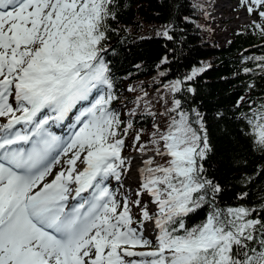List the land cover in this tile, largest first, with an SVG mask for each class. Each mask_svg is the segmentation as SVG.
<instances>
[{
	"label": "trees",
	"instance_id": "obj_1",
	"mask_svg": "<svg viewBox=\"0 0 264 264\" xmlns=\"http://www.w3.org/2000/svg\"><path fill=\"white\" fill-rule=\"evenodd\" d=\"M208 3L67 0L19 33L10 63L31 69L43 61L47 75L59 76L74 68L108 86V122L92 135L82 131L74 159L90 147L124 151L134 134H151L137 151L158 152L142 186L167 201L161 240L121 245L210 237L191 252L167 251L168 264H264V31L248 24L219 45L206 21ZM121 200L103 221L127 215V229L153 215L147 203ZM189 252V261L173 262Z\"/></svg>",
	"mask_w": 264,
	"mask_h": 264
},
{
	"label": "rangeland",
	"instance_id": "obj_2",
	"mask_svg": "<svg viewBox=\"0 0 264 264\" xmlns=\"http://www.w3.org/2000/svg\"><path fill=\"white\" fill-rule=\"evenodd\" d=\"M57 0H52L49 2L47 6L51 9L52 6H56ZM67 0H65L66 2ZM207 19L209 26L216 29L217 40L219 44H223L228 42L233 34V30L241 29L246 24H255L257 23L258 27L264 31V0H209L207 7ZM255 22V23H254ZM8 30V29H7ZM2 33H0V41L2 40ZM15 43H9L6 41L2 43V47H14ZM1 49V48H0ZM2 50V49H1ZM39 50L40 57H47V53L44 54ZM5 52V51H4ZM10 54H4L0 51V111L3 109V113L5 116L9 114H13L20 109H22L28 103H31L33 92L32 89H37L38 92L44 94L47 102L55 101L56 104L59 101V98L69 91L77 101L75 103H79L78 98L82 97V102L79 103L81 106H84L89 101L90 92L94 91L93 101L97 106L90 108L89 116L92 119H88L87 121L83 120L80 122L75 129L73 138L69 141L67 148H74L73 145L76 143V139L78 134L83 128H87L88 130L85 132L89 135L93 133L99 132L100 129L104 127V125L108 122L110 116L109 107H106L107 104V96L105 100H102V97L106 94V89L108 86H99V81L97 77L88 78L84 73L78 72L76 69L70 68L66 70L63 77H58L54 75H47L46 73H42L41 70H37V67H33V72L31 74H25L23 71L26 69L23 68H15L10 63ZM43 64V61L40 63ZM23 107H22V106ZM91 105V104H88ZM99 108V110L97 109ZM43 113L42 115H44ZM4 116V117H5ZM2 116L0 115V120ZM48 120V116H43ZM104 119L102 124L98 122L95 125H91L94 123V118ZM1 122V121H0ZM43 121L38 122L37 124H41ZM81 126L83 127L81 129ZM93 126V127H91ZM46 130H51V123L46 126ZM61 135V134H60ZM66 138V137H65ZM142 141V136L139 134H135L131 137L127 142V149L123 151V164L116 163L114 158V153H109V151L104 150L103 148L94 149L93 147L87 148L81 153L76 161H72V153H68L66 156L65 151L67 148L59 153V160L57 162L56 169H60L63 172L68 173L73 167L77 166L79 163L85 161L88 157L95 158L100 154H105L110 157L109 168L103 171L101 178L99 181L105 180L107 184V188L115 189L114 184L118 180L115 176L111 177L113 171L117 170L121 174V179L123 182V187L121 188V193L117 194L114 199L110 200V195L105 197L108 200L106 212L110 209L111 206H115L118 203L119 199H122L120 202L127 204L131 200V204H134L135 207L142 205L144 203H148L150 205L151 212L159 215L164 212L166 200H163L158 195V190H148L142 186L143 183V173L144 167L146 165L148 159H143L145 155L140 154L137 146ZM80 145V144H79ZM84 145V143H81ZM135 148V149H133ZM133 161L130 163L129 160ZM143 166V168H142ZM140 168V169H139ZM190 166H185L183 168L184 173H188ZM110 189V190H111ZM109 190V191H110ZM116 193V191H115ZM141 198L142 201H139ZM110 200V202H109ZM127 217V218H126ZM129 216H125L123 219H116L111 222H100L99 226H101L103 231L109 236L107 240L104 242L101 241L100 249L96 246L92 241V235L96 232L93 231L92 235L89 236V239L83 241L78 248L75 250L76 254H79L78 260L76 264H93L95 261V257L99 256L101 251H108L111 247L131 242L141 236L143 239H150L155 243H160L161 233H162V218L161 216H153L150 217L146 223L134 224L131 228H125L123 223L125 220H128ZM12 233V232H9ZM91 238V239H90ZM90 240V241H89ZM179 240L175 239V241ZM171 243L169 246H162V250H159L158 254H153L151 252L147 255H137L133 257L126 256L128 254L127 251H109V255L106 259H109L108 263H113L115 259L118 257L121 263L126 264H150V260L154 259L156 264H168V258L166 253L168 250L175 249L180 251L183 248L179 242L177 241ZM27 244L24 243L23 246ZM30 244H27L29 246ZM26 247V246H25ZM4 251L3 247L0 248V253ZM150 253L149 251L144 252ZM114 253H120L114 255ZM139 253H142L139 251ZM152 255H158V258H153ZM115 257V258H114ZM192 257V254L183 253L177 256L173 262H177L180 259L189 261ZM120 263V264H121Z\"/></svg>",
	"mask_w": 264,
	"mask_h": 264
},
{
	"label": "bare ground",
	"instance_id": "obj_3",
	"mask_svg": "<svg viewBox=\"0 0 264 264\" xmlns=\"http://www.w3.org/2000/svg\"><path fill=\"white\" fill-rule=\"evenodd\" d=\"M1 132V131H0ZM147 158V156H144L143 159Z\"/></svg>",
	"mask_w": 264,
	"mask_h": 264
}]
</instances>
